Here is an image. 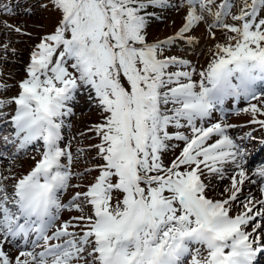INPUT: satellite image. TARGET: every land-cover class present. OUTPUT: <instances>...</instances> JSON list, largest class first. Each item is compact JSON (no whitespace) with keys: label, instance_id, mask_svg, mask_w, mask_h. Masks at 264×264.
<instances>
[{"label":"snow or ice","instance_id":"1","mask_svg":"<svg viewBox=\"0 0 264 264\" xmlns=\"http://www.w3.org/2000/svg\"><path fill=\"white\" fill-rule=\"evenodd\" d=\"M20 7L38 22L34 37L4 23L34 43L16 95L0 84V264H259L264 166L248 165L264 151V0ZM15 8L0 0V15ZM202 27L206 65L170 54ZM19 55L0 42L5 67Z\"/></svg>","mask_w":264,"mask_h":264},{"label":"rangeland","instance_id":"2","mask_svg":"<svg viewBox=\"0 0 264 264\" xmlns=\"http://www.w3.org/2000/svg\"><path fill=\"white\" fill-rule=\"evenodd\" d=\"M23 1L24 0H3V3L9 4L10 6H13L15 8L16 4L18 3L22 4ZM15 12L17 13L15 15H0V42L9 43L10 47L16 48L18 53L20 54L18 58L9 57L7 61L8 63L7 67L4 66L3 62H0V73H2V75H0V84L8 85L7 97L14 96L17 93L18 89L15 87V85L18 83L19 80H21L24 77V64L27 62L28 52L31 48V44L34 43V40L30 39L27 35L21 36L14 34V32H9L8 29L4 27V23L6 21L7 23L13 26H20L27 32L32 33L33 37L37 34V22H38L37 18L36 17L30 18L29 16L24 15L23 7L15 8ZM44 15L45 14H41V16L39 17L40 23H47V20L44 19ZM168 21H170V19ZM159 31L160 34L162 32V28H159ZM217 35L219 38L221 36V33H218ZM199 40H201V42L196 44V47L194 49L188 45H181V46H185V49L187 48L189 52L196 53V58L194 59L193 63L198 65H203L206 64L208 59L210 58L209 49L212 47V42L207 39V34H203V33L201 34ZM0 98H4L3 94H0ZM86 115L87 113L84 116L77 118L73 124L78 127L80 126L82 128L86 123L81 124V120L85 122L88 120L86 119ZM230 122L234 124H245L247 122V117L244 115H240V116L232 115L230 116ZM250 127H255V126L250 125L249 128ZM236 131H239V129H237ZM244 131H247V128H245ZM255 134L258 137L262 136L259 133V131H257ZM254 149H256L258 152L261 151L259 150V145H257V147ZM27 160L28 158L25 157L21 161H18L17 163L18 164L23 163L24 167L27 168L28 166ZM3 168L4 165L0 164V170H2ZM227 183L228 182L226 181V183L219 185V192L223 191ZM246 186H248L247 188H245L246 191H248L249 189L251 190L254 189V185L246 184ZM215 195L216 198H220L218 193ZM67 198L70 197H66V199ZM64 218L67 219V215H65Z\"/></svg>","mask_w":264,"mask_h":264}]
</instances>
